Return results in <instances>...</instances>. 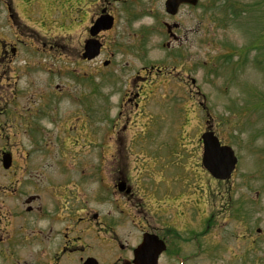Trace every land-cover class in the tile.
<instances>
[{
	"label": "rangeland",
	"instance_id": "374dc122",
	"mask_svg": "<svg viewBox=\"0 0 264 264\" xmlns=\"http://www.w3.org/2000/svg\"><path fill=\"white\" fill-rule=\"evenodd\" d=\"M211 1L208 11L202 4L191 12L187 7L181 10L177 17L181 25L194 29L187 33L188 40L183 38L182 43L173 46L170 42L167 46L168 36L156 18V9V15L135 22L136 26L142 21L153 28L144 40L148 51L139 48L138 53L117 55L114 64L102 70L96 69L102 56L78 63L79 75L65 71L72 63L68 64L62 54L33 56L23 45L32 39L38 47L45 42L46 48L54 44L58 49L64 40L71 48L76 45L82 24L68 23L73 14L71 3L67 7V0H0L3 37L15 42L18 49L7 69L18 71L15 80L20 96L31 90L52 92L49 97L58 102L55 118L71 109L74 120L81 118L92 131L99 130L97 142L93 141L96 137L86 139L80 143L82 149H104L109 137L116 142L122 160L131 167L133 179L144 187L168 189L159 175H176L179 182L170 186L169 193L185 188L191 177L200 178L197 193L204 191L207 173L199 166L186 167L195 160L201 164L200 134L207 128L213 130L222 142L232 146L239 159L230 194L234 198L239 194L247 197V234L255 242L251 249L247 240L246 264H264V0ZM65 30L71 33L69 37H62ZM15 34L21 35L18 39L22 44H17ZM140 44L141 40L135 48ZM29 63L33 70L21 73ZM10 72L6 75L10 84L6 85L13 88ZM128 79L131 87L125 89ZM135 83L142 84V88L135 87ZM65 86L74 89L69 93ZM102 191L107 192L106 188ZM195 198L190 199V213L202 225L197 228L194 243L200 248L190 264H239L240 258L233 257L241 251V245L235 243L232 247V241L241 236L231 232L227 245L233 250L227 249L229 246L223 249L217 236L222 219L214 216V237L209 249L203 237L208 217L201 215ZM167 208L175 211L179 206L168 202ZM181 208L190 206L182 204ZM231 225L239 223L232 220ZM255 227L262 233L256 234Z\"/></svg>",
	"mask_w": 264,
	"mask_h": 264
},
{
	"label": "flooded vegetation",
	"instance_id": "af4514ba",
	"mask_svg": "<svg viewBox=\"0 0 264 264\" xmlns=\"http://www.w3.org/2000/svg\"><path fill=\"white\" fill-rule=\"evenodd\" d=\"M166 1L67 0V7L71 3L73 12L68 23L82 24L76 45L71 48L64 40L58 49L54 44L46 48L45 42L38 47L34 39L23 45L28 46L26 51L33 56L62 54L68 64L72 63L65 71L76 74L81 72L78 63L102 56L96 68L102 70L114 64L117 55L138 53L139 48L142 52L149 50L144 40L147 41L153 28L142 21L136 26L135 22L156 15V9H159L156 18L168 36L166 44L173 42L174 46L182 43L183 38L188 40L187 33L194 31L183 27L177 18L183 7L191 12L200 4L205 10L212 5L211 0L180 3L175 13L170 14L165 8ZM72 28L73 25L69 27ZM0 34V264H190L200 248L194 243L197 228L202 224L193 220L190 213L193 206L190 199L198 194L195 198L198 209L208 217L203 236L208 248L211 249L215 230L211 223L214 216L221 217L218 241L226 249L230 233L240 235L239 240L232 241V247L241 245V251L234 255L240 258L239 264L245 263L247 240L251 246L255 240L247 234V197L239 194L234 198L230 194L237 167L225 179H216L207 172L206 188L198 193L200 178L195 177L175 193H169V188L179 182L176 175L170 178L159 175L168 189L144 187L133 179L131 167L122 160V151L110 137L104 149L89 152L80 147L81 142L93 137L96 143L99 130L92 131L81 118L74 120L71 109L55 118L58 102L49 97L52 92L31 90L20 96L15 80L18 71L7 69L18 52L17 45L3 37L1 27ZM65 35L69 37L71 33L62 37ZM14 37L20 43L21 35ZM88 40L98 46L97 55L90 60L82 56ZM139 40L141 44L135 48ZM28 65L25 72L23 69L20 72L32 71L33 67ZM8 72L14 77L13 88L6 85ZM125 84L128 87L125 89L131 87L129 79ZM134 85L142 88V84ZM71 87L65 89L69 91ZM198 166L195 160L188 167ZM168 202L179 209L168 210ZM182 204L190 208L183 210ZM232 220L239 225H231ZM254 232L262 233L259 227ZM232 247L227 249L233 250Z\"/></svg>",
	"mask_w": 264,
	"mask_h": 264
},
{
	"label": "water",
	"instance_id": "95a60500",
	"mask_svg": "<svg viewBox=\"0 0 264 264\" xmlns=\"http://www.w3.org/2000/svg\"><path fill=\"white\" fill-rule=\"evenodd\" d=\"M196 0H167L166 10L174 13L180 2L195 3ZM93 41L88 40L85 45L83 57L93 58L98 53V46L91 44ZM203 142V166L210 171L215 177L225 178L234 168L236 157L232 148L227 145H220L218 138L210 131L202 134Z\"/></svg>",
	"mask_w": 264,
	"mask_h": 264
}]
</instances>
